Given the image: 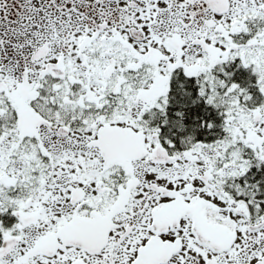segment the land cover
I'll use <instances>...</instances> for the list:
<instances>
[{"label":"snow or ice","instance_id":"1","mask_svg":"<svg viewBox=\"0 0 264 264\" xmlns=\"http://www.w3.org/2000/svg\"><path fill=\"white\" fill-rule=\"evenodd\" d=\"M0 264H264V0H0Z\"/></svg>","mask_w":264,"mask_h":264}]
</instances>
